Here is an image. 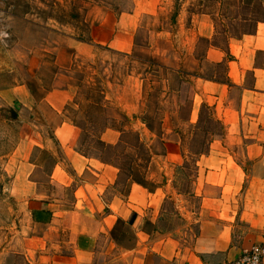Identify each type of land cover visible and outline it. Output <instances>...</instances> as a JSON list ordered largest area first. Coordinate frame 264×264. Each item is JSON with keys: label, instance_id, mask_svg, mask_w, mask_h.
I'll return each mask as SVG.
<instances>
[{"label": "rangeland", "instance_id": "1", "mask_svg": "<svg viewBox=\"0 0 264 264\" xmlns=\"http://www.w3.org/2000/svg\"><path fill=\"white\" fill-rule=\"evenodd\" d=\"M258 1L209 0L198 6L199 0L180 3L176 0H0V264H31L32 240L48 238L55 244L69 236L58 224L48 228L34 225L30 218L29 212L37 203L48 204L57 194L61 196L65 192L62 202L69 205L72 197L71 188L63 190L49 185L48 173L54 155L48 157L38 149L29 155L35 135L28 127V131L22 128L23 122L30 121L35 126L33 129L46 137L56 123L54 114L45 108L40 116L17 100L10 106L2 101L3 90L21 84L43 95L56 86L70 83L72 101L66 107V116L80 126L76 144L89 155L100 154L98 138L110 140L109 135L100 132L105 123L122 130L117 142L123 139L128 145L113 160L120 172L110 192L117 190L126 196L128 166L141 163L138 168L145 176L146 187L151 190L162 186L161 191H166L159 228L170 229L184 246H192L197 236L217 228L216 221L220 223L222 217H230L227 211L231 205L234 210L241 209L240 199L202 201L200 196L216 197L221 192V186L207 184L203 177L208 172H218L209 161L211 155H217L215 151L220 152L219 157L232 156L243 162L248 174L261 169L260 164L254 167L252 161L244 159L242 141L224 135L216 127L215 134L205 139L210 151L197 156L200 175L196 178L191 174L192 168H184L189 173L185 175L180 166L190 160L188 148H197L203 136L191 145H186L181 137H188L196 127L200 134L213 129L207 121L212 109H203L197 122L198 105L209 102L207 94L200 93L203 81L226 80L230 66L236 71L240 61L250 64L252 50L264 48V20L257 23L253 34H259L254 38L240 33L257 17L251 2ZM261 1L264 5V0ZM113 25L114 33H124L121 40L102 46L92 42L91 33ZM127 35L129 45L124 47ZM228 36L238 37L229 40L231 58L224 51L209 47L210 42L224 45L223 39ZM75 40L87 46L81 45L75 52ZM254 64L264 66V51L256 50ZM253 78L248 71L244 84L252 85ZM36 83L40 85L39 91ZM227 90L228 98L238 103L240 89L228 87ZM12 106L18 111L14 121L5 119L2 112ZM141 119L152 132L139 123ZM133 120L139 122L133 124ZM136 136L143 149H148L149 154L153 151L149 156L140 155ZM19 142L20 151L16 149ZM166 143L171 146L168 151ZM57 148L59 155L61 151ZM122 150V146H117L118 152ZM27 161L39 164L28 176ZM149 177L154 180L149 181ZM29 179L37 181L36 194H51V197L41 199L35 195ZM158 195L161 196L160 190ZM256 232L247 224L238 223L232 231L231 244H242L245 240L249 248L259 243ZM127 239L124 236L123 240ZM54 247L50 246V250L54 251ZM37 254L35 250L33 255ZM204 260L209 264L215 262L214 258Z\"/></svg>", "mask_w": 264, "mask_h": 264}, {"label": "crops", "instance_id": "2", "mask_svg": "<svg viewBox=\"0 0 264 264\" xmlns=\"http://www.w3.org/2000/svg\"><path fill=\"white\" fill-rule=\"evenodd\" d=\"M123 34L114 33V25L108 28L100 27L97 33H91V40L98 46H102L110 42H118ZM257 34L259 33L248 36L254 38ZM128 39L127 35L126 43L122 46L129 45ZM230 39L224 38V45L219 42L218 46L210 42L209 47L224 51L226 56L231 58L228 44ZM81 45L87 46L82 42L74 41L75 52H78ZM115 48L122 50V47ZM256 50L264 51V48L257 47L252 50L250 64L247 61L246 64L245 61H240L236 71H233L229 65L228 78L224 80V83L218 80L205 79L203 81L200 93L205 92L209 102L208 105L204 102L198 105V121L201 119L202 107L207 110L212 109L208 113L207 121L213 129L208 131L212 133L216 131V127H220L224 135L241 140L244 159L252 161L254 167L260 164L261 169H254L252 174H248L249 170L242 166L243 162H237L232 156L219 157V151H215L217 155L209 157L210 163L212 162L218 172H208L203 174V177L206 183L221 186V192L216 197L202 195L200 196L202 201L224 199L228 202L232 198L240 199L242 205L240 210H234L231 205L227 211L230 217L226 219L222 217V221L218 219L220 223L214 221L217 228H211L208 230L210 233L197 236L192 246H184L170 232L152 231L148 234L143 231L144 221L149 220L155 223L160 216L161 204L166 195V191H161L162 186L149 190L148 187L132 181L128 183L126 196H123L121 191L110 192V187L115 185L119 174L118 167L102 163L94 156H84L78 152L76 140L79 131L74 122L66 116V107L72 101L70 83L56 86L35 99L28 86L23 84L3 90L1 96L6 105L10 106L17 100L22 107L40 116H43L42 111L45 108L54 114L56 123L54 122L52 128L48 127L51 133L46 137L34 130L35 126L30 121L23 122L22 128L28 131V127L35 135L32 137L34 143L30 146L29 155L34 149L42 153L47 151L50 155H54L55 163L48 173L49 185L63 190L71 188L72 201L69 205L63 203L65 192H61V196L57 194L55 199L48 204L42 202L32 206L29 213L34 225L41 224L33 221L32 210L45 206L51 211V219L42 226L51 228L53 224H58L60 230L68 231L69 236L63 237L55 244L48 238L40 237L32 240L34 251H32L31 258L35 263L29 262L31 264H209L204 258H214L213 264H232L233 260L247 248L245 240L242 244H231L232 231L238 223H245L250 230L258 231L255 233L256 238L264 246V217H262L264 214V66L254 64ZM248 71L254 77L250 86L244 84ZM236 74L238 79H236ZM259 75L263 77L262 81L259 80ZM36 85L39 91V83ZM228 87L240 89L238 103L228 98ZM193 93L195 96L198 95L196 91ZM195 101L194 99L193 108L196 106ZM138 122L139 120L132 121L133 124ZM139 123L143 126L145 124L146 128L152 132V128L150 126L148 128L146 123ZM119 133L118 130L107 128L102 134L109 135L110 140L103 136L102 140L108 144H115ZM198 135L202 136L199 133L197 138ZM168 144H165L167 151L171 147ZM19 145H21L20 142L16 149L20 151ZM57 147L61 151L59 155ZM206 154H201V156ZM26 164L30 166L27 176L32 174L34 168L39 165L36 161H27ZM199 164L198 161L196 178L200 175ZM148 179L149 181L154 180L153 177ZM28 182L34 185L35 195L40 196L41 199L51 197V194L48 196L36 194L37 181L35 179H29ZM159 190L161 196L158 195ZM52 206L54 209L51 208ZM132 213L136 214V218L133 224L127 227L135 236L134 241L131 242L128 239L124 241L123 238L121 242L117 241L110 231L118 220L126 223ZM50 246H55V250L51 251ZM35 250L38 253L36 256L33 255ZM261 264H264V258Z\"/></svg>", "mask_w": 264, "mask_h": 264}, {"label": "trees", "instance_id": "3", "mask_svg": "<svg viewBox=\"0 0 264 264\" xmlns=\"http://www.w3.org/2000/svg\"><path fill=\"white\" fill-rule=\"evenodd\" d=\"M180 1L181 0H176V3H180ZM208 1L209 0H199L198 6H202L205 2H208ZM251 4H252V7L255 10V13H256L257 17L252 18L250 20L251 22L249 23L248 27H246L247 26L246 25L244 27V29L242 31H240L241 35H245V34H248V35L252 34L253 35V31L256 28L257 23L263 22V20H264V5H263L262 1L259 0L258 2H254V3L251 2ZM251 4H250V6H251ZM200 13H203V12H200ZM227 38L238 39L237 36H228V37H226V39ZM211 44L214 45V46H218L215 43L213 44L212 42H211ZM191 76H193V75H191ZM219 82H223L224 83V81H219ZM28 88L30 89V91H31V93H32V95L34 97H37V98L41 97V94H36L35 89H32L29 86H28ZM14 104H16V103L14 102ZM202 110H203V107H202ZM202 110H200V115L202 113ZM2 112H3V117L5 116V119H7V120L14 121V120H16L18 118V111H17V107L16 106L15 107H13V106L12 107H8L7 109H2ZM199 121H200V119H199ZM141 122L145 123V121L143 119H141ZM74 125L79 130L81 129L78 124L74 123ZM107 128H113V127H110L107 123H105L103 125V127L101 128L100 132L101 133L104 132ZM148 128H149V125H148ZM199 130H200L199 127H196L195 130H194L195 132L192 133L191 136H188V137L182 136L181 137L182 141L183 142L185 141L186 145L189 144V143L191 145V143L197 138L196 136H197V134H199V133H197V131H199ZM119 132L121 133V135H123V131L122 130H119ZM202 134H203L202 135L203 137H201L202 142L198 145V147L197 148H193V147H189L188 148L190 160H185L183 165L180 166L181 167V170H180L181 173H183L185 175L189 174V173H185L183 171V169L186 168V169L190 170V168H192V172L193 173H191V174L193 176H196L197 170H198V167H197V156H199L201 154H206L208 152V144H207L205 139L208 138L207 136H209V135L210 136L214 135L215 131L210 133V131L206 130V132L202 131ZM198 137H199V135H198ZM136 141H137V144H138L136 147L139 148L140 155L143 156V155H145L147 153L148 156H149L148 149H143L142 143L139 140L138 136H136ZM97 143H98V145L101 146V151H100V154H98V155H95V154L89 155L86 151H84L82 149H79L78 147H77V150H78V152L80 154H82L84 156H94L95 158H97L102 163L115 165L114 162H113L115 156L118 155V154H122V152H124V149L127 147L126 145H128L127 142L123 141V139L119 140L115 144H108V143H105L104 141H102L101 139L98 138L97 139ZM117 146H122L123 150L118 152L117 151ZM43 153L46 154L49 157V153L47 151H43ZM141 156L139 157L138 160H141ZM133 160L134 159L132 157L131 158V163H132ZM54 163H55V159L52 160V164H54ZM136 164H137L136 166H134L132 164H131V166L130 165L128 166V170H127V173H126L127 174V182L129 183V182L133 181V182H137V183L141 184L142 186H146L145 185V180H146L145 176L142 173V171L140 170V168H138L141 164H139V163H136ZM118 169H119V167H118ZM119 172H120V170H119ZM163 205L164 204H162L160 216H159L158 220L155 223H152L149 220L144 221V225H143L144 226V228H143L144 232H146L148 234L151 233L152 231L153 232H159V233L169 232L170 229H160L159 225H158V223H159V221L161 219ZM135 218H136V214L132 213L130 215V218L127 220L126 223H124L122 220H118L116 222V224L114 225V227L112 228V230L110 231L112 237H114L117 241L121 242L122 238H124V236H125V237H128L129 241L133 242L134 239H135V236L131 234V232L129 231L127 226L132 225L134 220H135ZM32 219H33V221L35 223H38V224H41V225H45L48 222H50L51 211L48 208H46L45 206L33 209L32 210ZM201 257H203V255H201Z\"/></svg>", "mask_w": 264, "mask_h": 264}, {"label": "built area", "instance_id": "4", "mask_svg": "<svg viewBox=\"0 0 264 264\" xmlns=\"http://www.w3.org/2000/svg\"><path fill=\"white\" fill-rule=\"evenodd\" d=\"M264 258V246L260 243L252 244L240 253L232 264H261Z\"/></svg>", "mask_w": 264, "mask_h": 264}]
</instances>
